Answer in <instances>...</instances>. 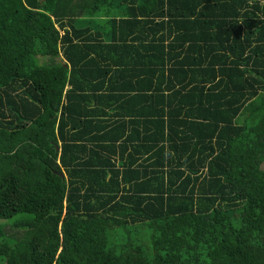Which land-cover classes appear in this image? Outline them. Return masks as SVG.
I'll use <instances>...</instances> for the list:
<instances>
[{"label":"trees","instance_id":"trees-1","mask_svg":"<svg viewBox=\"0 0 264 264\" xmlns=\"http://www.w3.org/2000/svg\"><path fill=\"white\" fill-rule=\"evenodd\" d=\"M264 0H0V264H264Z\"/></svg>","mask_w":264,"mask_h":264},{"label":"rangeland","instance_id":"rangeland-1","mask_svg":"<svg viewBox=\"0 0 264 264\" xmlns=\"http://www.w3.org/2000/svg\"><path fill=\"white\" fill-rule=\"evenodd\" d=\"M260 176H264V169L260 172Z\"/></svg>","mask_w":264,"mask_h":264}]
</instances>
